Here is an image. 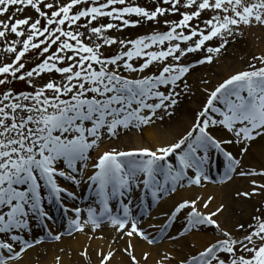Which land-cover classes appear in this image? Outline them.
I'll list each match as a JSON object with an SVG mask.
<instances>
[{"label": "snow or ice", "instance_id": "6c2138e0", "mask_svg": "<svg viewBox=\"0 0 264 264\" xmlns=\"http://www.w3.org/2000/svg\"><path fill=\"white\" fill-rule=\"evenodd\" d=\"M25 9L32 14L18 15ZM256 30L264 33V0H0V41L10 54L0 61V264H25L45 240L86 230L91 239L102 227L129 238L122 264H148L133 237L175 244L205 227L212 238L196 251L158 250L153 264H264V51L204 87L182 130L168 126L191 72ZM121 136L146 143L97 151ZM250 153L258 163H245ZM234 179L239 217L222 220L226 205L212 207L211 195L160 207L185 188ZM148 198L155 209L143 207ZM137 202L141 215L163 217L155 235L138 226ZM52 209L66 222L59 231L48 223ZM178 214L185 223L173 235ZM116 254L98 252L99 264Z\"/></svg>", "mask_w": 264, "mask_h": 264}, {"label": "bare ground", "instance_id": "6f19581e", "mask_svg": "<svg viewBox=\"0 0 264 264\" xmlns=\"http://www.w3.org/2000/svg\"><path fill=\"white\" fill-rule=\"evenodd\" d=\"M260 43V42H259ZM205 66H198L197 69H203ZM242 69V66L233 67L230 70L226 69H215L214 74H209L210 79H203L208 80L209 84L207 86L203 85L201 89H198L195 93L190 92L188 96H184L183 99H190L189 101L182 102L180 106L176 110V114L171 121H168V126L175 130H182L185 126H187L191 118L193 116L194 111L200 106L203 102L205 95L203 92L204 87H208L211 89L218 81L226 78L230 72L235 70ZM192 71V72H193ZM201 83V82H200ZM163 127V126H161ZM126 138V137H125ZM126 141L135 142L133 145L128 146L126 148H120V150H130L134 147L144 146L145 142L140 141L138 138H134L133 141L132 137H127ZM135 144V145H134ZM105 148L103 146L100 147L97 151H103ZM231 150L236 152V146L233 145ZM258 149L254 146V151ZM259 159L258 156H253L250 153L248 156L245 157V163H258ZM222 168V164L214 163V168ZM212 179H217V177H212ZM212 181V180H211ZM241 186V182L238 180H232L230 183L225 182L222 184L216 185H207L205 184L202 187H189L179 191L177 194L171 196L169 199L163 200V203L160 204V207L164 210H167L174 201L180 199L181 197L190 198L194 195H199L201 197H207L209 195L213 196L215 199L212 202V207L216 204L223 202L226 205L227 211L225 212L224 217H221L222 220L227 221L229 217L236 218L240 216V209L241 206L238 204L233 203L231 198V193L233 189L238 188ZM87 187L81 186L78 190L81 195L85 193ZM91 201V200H88ZM152 201L148 198L145 200L144 207L148 205V203ZM73 203V202H69ZM147 203V204H146ZM156 208V205L153 209ZM137 212L138 217L141 216L140 209L141 205L137 202ZM203 211H208V209H202ZM163 217L158 212H152L150 215L145 216L141 221H139L138 226L141 227L144 231L149 233V235H155V231L159 228ZM52 223L50 226L53 230L59 231L61 230V221L59 216H55V222ZM49 223V224H50ZM185 223L184 216L178 214V218L173 222L175 225L174 228L170 229V233L175 235L177 230H180ZM36 234L40 236V231H36ZM37 237V235H35ZM212 236H209L208 233L204 232H197L192 233L184 237L183 240H179L178 243H172L167 239H162L161 241L157 242L155 245H149L147 241L140 240L139 238H132V243L135 246V254L139 257L143 251H148L150 254V259L148 264H153V261L159 259V255H157L158 250L163 252L165 249L174 250L180 254H187L189 251H196L204 242L211 239ZM129 238L124 236L120 237L117 233L112 231L111 228L102 227L101 229L97 230V232L89 238V231L81 232L75 234L72 237H63L62 240L56 242H43L38 247H35L28 256L25 257V264H35L37 254L39 255L40 264H57L56 258L59 257V264H99V257L97 256L98 252L106 253L110 249L116 250L115 259L111 261V264H122V261L126 262L127 258L123 252L124 247H126ZM193 243L194 246L193 250L188 248V245ZM87 250V258L81 257L80 252L83 250Z\"/></svg>", "mask_w": 264, "mask_h": 264}, {"label": "rangeland", "instance_id": "374dc122", "mask_svg": "<svg viewBox=\"0 0 264 264\" xmlns=\"http://www.w3.org/2000/svg\"><path fill=\"white\" fill-rule=\"evenodd\" d=\"M134 2L144 4V3H147L148 0H134ZM30 14H32L31 11L28 9H25V10H23L22 13H20L18 15H30ZM149 30H150V28H148L147 26H144V27L138 28V29H129L127 32H125L124 35L131 37V36H134V35L139 34L141 32H146ZM2 44H3V41H0V61H6L9 58L10 54H8L2 50ZM261 51H264V33H261L259 30H256L255 32L247 33L244 39L240 40L239 42L233 43L228 48V51L223 53L222 57L220 59H218L215 63H213L210 66L205 65V67L203 69H197L196 71L191 72V74L188 76V81H187L189 83L191 90L187 94L189 95L190 92L195 93L196 91H198V89H201V87L203 85L200 82L205 78L210 79L209 74H214L215 69L230 70L236 66H242V68H244V67H246V63L248 61H251L252 55L253 54L259 55L261 53ZM189 59H191V57ZM16 86L21 87V85L19 83H17ZM205 86H207V85H205ZM187 94H186V96H188ZM183 100L185 102H187V101L191 100V98L190 99H183ZM126 138H125V136H121L120 138L110 140V141L102 144L101 146H103V148H105L104 150H110L112 147H115L118 150H120V148H126L128 146L133 145V143H135V142H131V140L126 141L125 140ZM134 138L135 137H132L133 141H135ZM93 155H95V153H93ZM211 174H213L215 177H218L217 168L215 170H212ZM206 184L207 185H216V183H213L211 181L207 182ZM193 187H195V186H193ZM196 188H198V187H196ZM161 199H163V197ZM155 205H156V203L152 202V204L149 206V209H153ZM143 218H145V215H141L140 217H138V220L141 221ZM174 227H175V225H173V223H172L169 226V230L174 228ZM38 230H39L38 226L37 227L33 226V231H38ZM200 232H204V233L206 232L209 234V236H212L211 230L207 227L202 228L200 230ZM193 233H197V232L194 231ZM187 235H189V234L185 233V236H187ZM64 237H69V236L65 235ZM161 240L162 239L158 238L157 242H159ZM44 242L50 243V242H56V241L45 240ZM192 245H193V243H190V245H188V248H191V250H193V248H194V246H192Z\"/></svg>", "mask_w": 264, "mask_h": 264}]
</instances>
